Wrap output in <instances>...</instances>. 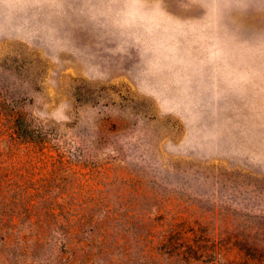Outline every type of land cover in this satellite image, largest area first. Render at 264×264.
I'll return each instance as SVG.
<instances>
[{
	"label": "rangeland",
	"instance_id": "rangeland-1",
	"mask_svg": "<svg viewBox=\"0 0 264 264\" xmlns=\"http://www.w3.org/2000/svg\"><path fill=\"white\" fill-rule=\"evenodd\" d=\"M0 264H264V0H0Z\"/></svg>",
	"mask_w": 264,
	"mask_h": 264
}]
</instances>
